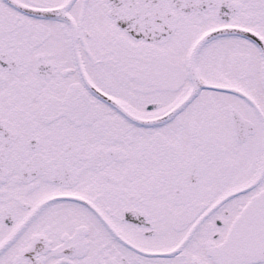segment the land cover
Instances as JSON below:
<instances>
[{
	"label": "snow or ice",
	"instance_id": "1",
	"mask_svg": "<svg viewBox=\"0 0 264 264\" xmlns=\"http://www.w3.org/2000/svg\"><path fill=\"white\" fill-rule=\"evenodd\" d=\"M0 264H264V0H0Z\"/></svg>",
	"mask_w": 264,
	"mask_h": 264
}]
</instances>
